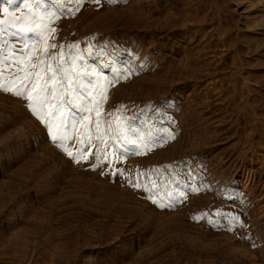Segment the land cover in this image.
<instances>
[{
	"label": "rangeland",
	"instance_id": "rangeland-1",
	"mask_svg": "<svg viewBox=\"0 0 264 264\" xmlns=\"http://www.w3.org/2000/svg\"><path fill=\"white\" fill-rule=\"evenodd\" d=\"M61 3L51 52L74 45L89 65L134 69L107 88L92 129L109 156L125 128L174 139L116 165L137 190L101 175L103 160L69 163L23 99L0 89V264H264V0H82L73 15L74 0ZM153 181L186 198L153 206L143 192ZM217 209L246 226L208 223Z\"/></svg>",
	"mask_w": 264,
	"mask_h": 264
},
{
	"label": "snow or ice",
	"instance_id": "snow-or-ice-1",
	"mask_svg": "<svg viewBox=\"0 0 264 264\" xmlns=\"http://www.w3.org/2000/svg\"><path fill=\"white\" fill-rule=\"evenodd\" d=\"M74 2L76 7H69L68 15H73L82 6V0ZM99 2L96 0L97 4ZM49 5L57 11H42L46 9L44 0H0V13L3 14L0 18V89L23 99L26 111L42 129L46 140L61 149L69 163L87 164L95 170L103 160L109 167L101 175L123 178L124 182L140 190L142 184L139 177H124L126 169L116 165L121 164L122 158L129 153L147 151L174 139V135L165 131L162 139L159 136L154 139L151 132L145 135L136 127L125 128L114 137L109 156V145L95 135L101 130L100 106L106 100L107 88L127 79L134 69L117 67L114 59L99 66L89 65L84 56L73 50L74 45L69 46L67 55L63 46L59 52H51L50 49L57 48L55 43H48L55 31L51 26L52 19L58 18V13L59 16L65 15V12L61 0H49ZM104 47L100 45L98 50L102 52ZM112 56L115 57V53ZM89 58L96 59L94 56ZM103 69L111 72L110 79L104 76ZM6 73L9 77L7 82L4 81ZM101 79L105 80L103 88L100 86ZM129 132L136 138H131ZM97 142L104 144V148L98 149ZM93 158L94 163L91 162ZM179 183L176 181L177 186ZM190 191L195 193L198 189L193 187ZM143 192L146 194L144 198L161 210H173L186 198L179 188L178 195L167 189L161 195L160 186L155 181L150 186L143 185ZM214 216L219 219H209L208 223L226 228L229 232L235 231L237 226H246L242 214L233 210L217 209Z\"/></svg>",
	"mask_w": 264,
	"mask_h": 264
}]
</instances>
